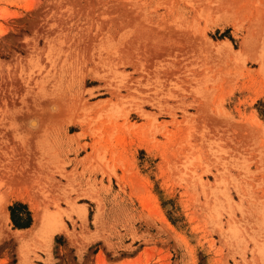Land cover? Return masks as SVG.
Listing matches in <instances>:
<instances>
[{
    "label": "rangeland",
    "instance_id": "obj_1",
    "mask_svg": "<svg viewBox=\"0 0 264 264\" xmlns=\"http://www.w3.org/2000/svg\"><path fill=\"white\" fill-rule=\"evenodd\" d=\"M0 264H264V0H0Z\"/></svg>",
    "mask_w": 264,
    "mask_h": 264
},
{
    "label": "bare ground",
    "instance_id": "obj_2",
    "mask_svg": "<svg viewBox=\"0 0 264 264\" xmlns=\"http://www.w3.org/2000/svg\"><path fill=\"white\" fill-rule=\"evenodd\" d=\"M35 122H36V120H35ZM35 122H34V124L32 126L36 125ZM33 210H34L33 218H34V226L35 227H37V226L40 227L41 225H44L46 227V230H47L48 233H52L56 229L60 228V224L57 222V218H55L56 216L55 217L54 216H48V215H46V213L43 214V212L36 205L33 206ZM34 226L31 227V228L32 229L35 228ZM48 236H49V234H48Z\"/></svg>",
    "mask_w": 264,
    "mask_h": 264
},
{
    "label": "trees",
    "instance_id": "obj_3",
    "mask_svg": "<svg viewBox=\"0 0 264 264\" xmlns=\"http://www.w3.org/2000/svg\"><path fill=\"white\" fill-rule=\"evenodd\" d=\"M20 206L24 208V206L15 203V204H13V205L8 206V210H9L10 219H11V221H12V224H13L15 227H18V228H21V227L24 228V227L27 225V223H28V215H29V213H28V211H25V215H26L25 220L22 221V222L18 221V220H17V217H15V215H14V211H16V208H20ZM24 209H25V208H24Z\"/></svg>",
    "mask_w": 264,
    "mask_h": 264
},
{
    "label": "crops",
    "instance_id": "obj_4",
    "mask_svg": "<svg viewBox=\"0 0 264 264\" xmlns=\"http://www.w3.org/2000/svg\"><path fill=\"white\" fill-rule=\"evenodd\" d=\"M12 205V204H11ZM8 215H9V211H7Z\"/></svg>",
    "mask_w": 264,
    "mask_h": 264
}]
</instances>
